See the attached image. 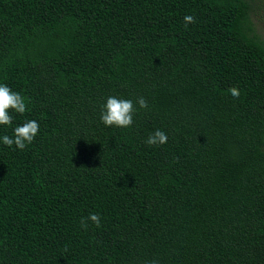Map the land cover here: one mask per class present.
Masks as SVG:
<instances>
[{
    "label": "trees",
    "instance_id": "16d2710c",
    "mask_svg": "<svg viewBox=\"0 0 264 264\" xmlns=\"http://www.w3.org/2000/svg\"><path fill=\"white\" fill-rule=\"evenodd\" d=\"M263 4L0 0V84L27 108L0 125V264H264ZM109 96L130 127L103 124Z\"/></svg>",
    "mask_w": 264,
    "mask_h": 264
},
{
    "label": "clouds",
    "instance_id": "9594fccd",
    "mask_svg": "<svg viewBox=\"0 0 264 264\" xmlns=\"http://www.w3.org/2000/svg\"><path fill=\"white\" fill-rule=\"evenodd\" d=\"M185 26L195 23V17L192 15L184 16ZM228 92L238 98L240 91L233 86L228 89ZM141 108L148 106L147 101L143 97H139L136 101ZM14 110L16 113L23 114L27 111L24 98L18 92H13L7 85L0 84V125H11L12 116L9 110ZM134 105L132 100L120 99L115 96H109L106 103L102 106L100 119L105 126H116L127 128L133 124ZM39 124L35 120H28L22 125L15 127L14 135L9 137L4 135L2 142L4 145L11 147L13 144L16 148L23 150L28 144H31L38 134ZM167 135L163 131L157 129L150 134L146 140L149 146L160 145L167 143ZM88 220L93 222L97 227L100 226V217L97 213H90L87 218H81V227L87 228ZM150 264H159L157 260H152Z\"/></svg>",
    "mask_w": 264,
    "mask_h": 264
},
{
    "label": "rangeland",
    "instance_id": "374dc122",
    "mask_svg": "<svg viewBox=\"0 0 264 264\" xmlns=\"http://www.w3.org/2000/svg\"><path fill=\"white\" fill-rule=\"evenodd\" d=\"M252 15L256 22L259 34L261 36H264V4H263V7H261L260 9L254 10Z\"/></svg>",
    "mask_w": 264,
    "mask_h": 264
}]
</instances>
